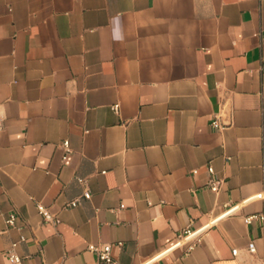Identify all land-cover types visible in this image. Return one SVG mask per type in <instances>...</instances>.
Here are the masks:
<instances>
[{
	"label": "crops",
	"instance_id": "0c3cea01",
	"mask_svg": "<svg viewBox=\"0 0 264 264\" xmlns=\"http://www.w3.org/2000/svg\"><path fill=\"white\" fill-rule=\"evenodd\" d=\"M0 113V264H264V0H0Z\"/></svg>",
	"mask_w": 264,
	"mask_h": 264
},
{
	"label": "built area",
	"instance_id": "2783aa9c",
	"mask_svg": "<svg viewBox=\"0 0 264 264\" xmlns=\"http://www.w3.org/2000/svg\"><path fill=\"white\" fill-rule=\"evenodd\" d=\"M114 109L118 110L119 106L115 105ZM211 125H212L213 128L218 129V130H223L224 129V126L219 122L218 119H214L211 122ZM3 128H4V118H3V116L0 113V131L3 130ZM62 146H63V148L65 150V153H66V157L65 158H67L68 154L70 153L69 142L68 141L63 142ZM208 172L211 175V179L209 180L208 186L210 187V189L213 192H218L219 191V185L212 177L213 173H214V169H213L212 166H208ZM193 173L196 174L197 170H195ZM79 182L84 183V184L86 183L85 180H82V179H80ZM83 198L84 199H90L91 198V193H90V191L87 188L84 191ZM79 204H80V199H76V200H73V201L69 202L67 204V207H76ZM37 207H38L39 213L42 215V217L46 221H49V222L53 221L54 216L52 215V213L50 212V210L47 207L43 206L42 204H38ZM232 212H233V210H230L227 214L232 213ZM16 220H17L16 215L15 214H11L6 219V224L9 227H14L15 224H16ZM245 220H246L247 223L252 222L254 220H258L262 224V226L264 227V212L249 216ZM201 231H203V230L201 229V230H199L197 232H194L191 235V233H190L191 231L187 230L180 236V238H182L184 236L187 237V238L190 237V236H198L201 233ZM21 241H24V238H21ZM177 244L178 245L181 244V241H179ZM16 246H17V242L13 243L11 245V248L7 252L8 259H9L11 264H21L22 263V258L18 254H16V252H15ZM88 250L90 252H92L93 254H95L96 256H98L100 261H102L103 263L114 264L113 259H112V255H111V251H112L111 245H107V244L101 245V246L90 245L88 247ZM248 251L250 253H254L256 251V246H255L254 242L249 243ZM233 254L237 255V250H233Z\"/></svg>",
	"mask_w": 264,
	"mask_h": 264
}]
</instances>
